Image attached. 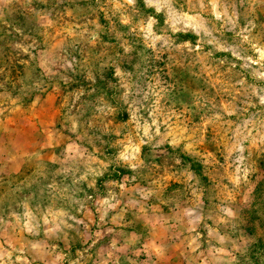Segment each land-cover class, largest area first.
<instances>
[{
    "label": "rangeland",
    "instance_id": "374dc122",
    "mask_svg": "<svg viewBox=\"0 0 264 264\" xmlns=\"http://www.w3.org/2000/svg\"><path fill=\"white\" fill-rule=\"evenodd\" d=\"M0 264H264V0H0Z\"/></svg>",
    "mask_w": 264,
    "mask_h": 264
}]
</instances>
